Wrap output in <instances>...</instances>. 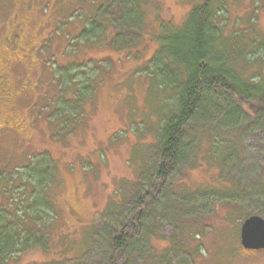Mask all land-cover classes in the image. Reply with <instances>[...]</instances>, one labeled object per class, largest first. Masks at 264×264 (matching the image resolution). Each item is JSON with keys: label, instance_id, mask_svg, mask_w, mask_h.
<instances>
[{"label": "trees", "instance_id": "1", "mask_svg": "<svg viewBox=\"0 0 264 264\" xmlns=\"http://www.w3.org/2000/svg\"><path fill=\"white\" fill-rule=\"evenodd\" d=\"M23 1L25 0L0 2V23H3V16L8 13V25L12 26L6 35H10L12 41L24 47L15 45V50L11 51L8 65L11 89L25 84L27 90L24 93L32 91L42 82V72L53 76L54 83L55 76H58L55 70L62 69L61 91L58 89L56 97L52 93V98L45 104L47 106L41 105L42 108L57 110V131L67 129L69 123H72L77 131L86 112L85 109L84 114L81 113L84 101L88 99L90 105H93L96 94L94 83L101 86L100 71L83 63H73L84 68L82 72H76V76L92 70V75L88 74L86 80H76L73 78V64L66 68L65 63H57L52 69L47 62H43L44 48L47 47V37L44 36L43 29L45 25L53 24L54 18L42 9V0H35L33 8L27 11L21 6ZM148 1L150 0H108L103 6L107 13L99 19L96 14L102 6L101 0H93L89 17L82 14L80 19L86 44H90L94 39L96 43L102 41L104 44L102 34L104 35L106 24L115 29V33L113 31L109 36L110 40H115L121 35L115 22L128 26L124 33L130 36L133 34L137 41L127 46V53L121 60L130 58L136 62L139 70H135L134 74L138 72L140 76L146 77L147 89L153 88L160 93L157 121L153 127L147 124L141 126V129L144 127L154 131L156 155L152 158L150 166L141 165L138 180L134 181L137 183V193L130 204L125 205L123 216L116 222L108 223L106 243L109 253L98 264H196L203 256L207 257L209 251H206L203 241L207 234L200 224L192 228V223H184L183 214L188 216L191 210L178 208V204H184L175 199L176 191L173 189L177 183L185 190L188 186L186 182L184 186L183 177L180 183H176L173 178L174 174L182 169V165L190 159L192 164L189 166L198 164L197 155L202 142L199 136L192 132L197 130L198 122L207 120L211 110L236 124V130H233V134H228L230 136L218 137L216 134H210L207 137L210 142L207 148L210 163L222 166L226 149L230 146L234 148V138H239L244 125L254 124L264 129V74L261 70L264 64V31L260 27L259 37L249 31V26L258 24V14L256 16L255 13L264 9V0H251L253 6H250L244 17L237 19H231V16L226 14L228 0L192 1L185 18L180 22L172 19L173 17H157L152 38L143 42L145 12L140 8V3ZM151 2L153 3V0ZM154 5H158L155 0ZM90 6L91 0L88 8ZM243 19L248 23L245 27L240 26ZM229 21H233L232 27ZM131 24H134L135 28H131ZM136 28L139 30H134ZM2 31L0 29V32ZM244 33H247L248 38L243 37ZM231 38H243L244 42L231 43ZM152 41L155 43V50L148 59L141 60L137 49L134 53L130 52V48L140 43L147 45ZM255 61L260 62V68L252 65ZM250 67L253 68L252 71H249ZM59 78L61 76H58V80ZM66 87L72 90V95L66 93ZM38 98L40 96L34 97L31 104L33 110H36L35 106L39 107L41 101ZM17 100V95H13V98L6 102L0 99V117L11 110L14 118L6 125L0 123V135H32V132H29V121L27 118L23 120L20 115ZM53 104L55 105L52 108ZM51 110L48 114L51 119L48 124L54 120ZM89 110L93 111L90 108ZM35 113L37 121L38 112ZM138 125H134V128L138 129ZM224 131L231 132V128ZM41 154L50 156L47 151ZM190 155L192 157L188 159ZM99 162L92 165L97 166ZM54 164L49 159L40 158L19 165L11 172L0 170V202L16 207L13 209L0 206V264H21L25 254L30 252L39 253L42 258L29 264H66L69 259L67 254L73 249V241L64 229L63 221H60L62 212L64 209L69 210L74 221L83 223V220L75 206L70 205L68 209L61 203V200L65 199L60 195L62 178L58 166ZM219 179L220 185H207L202 191L203 194L209 192L218 196L225 193L228 189H224L225 186L221 183L223 181ZM53 186H57L60 196L56 202L50 193V187ZM15 188L21 191L20 201L14 197ZM232 189L231 195L225 197L235 198L237 201L240 200L239 196L242 197V193L247 191L246 185L238 192L234 187ZM251 191L255 194L264 193V177H257ZM176 194L186 197L180 191ZM235 211V217L231 218L229 215L223 218L225 221L228 218L233 219L228 220V224L233 223L236 227L240 220L242 223L250 214L240 218V210L237 207L231 210L230 214ZM159 220L173 226V233L168 236L169 243L163 248L158 246L160 226L154 223ZM222 221L225 225L224 220ZM173 256H177L174 261Z\"/></svg>", "mask_w": 264, "mask_h": 264}, {"label": "rangeland", "instance_id": "2", "mask_svg": "<svg viewBox=\"0 0 264 264\" xmlns=\"http://www.w3.org/2000/svg\"><path fill=\"white\" fill-rule=\"evenodd\" d=\"M92 1L90 8H88L90 0H56L55 2L42 0L41 2L44 12L54 18V23L45 25L43 29L44 36L47 37L43 62H47L52 69L57 63H65L66 68L73 63H83L100 71L101 86L99 83H94L96 94L93 105H90L88 99L84 101L81 113L84 114L85 109L86 112L83 122L79 124V129L76 131L72 123H69L67 129L62 132L57 131L56 124L59 119L57 110L52 111L50 107L42 108V105L47 106L45 104L52 98V93L56 97L58 89L59 92L61 91L63 84L60 82L63 80L61 69L55 70L58 76H61L59 80L58 76H55L53 83V76L48 72L46 74L42 72L44 74H41L42 82L37 88L17 96L20 115L23 120L27 118L29 121L31 127L29 132H32V135H0V170L11 172L19 165L28 164L40 158L49 159L58 166L62 178L60 195L62 194L65 198L64 201L61 200V203L68 209L70 205L75 206L79 217L83 220V223L74 221L69 210L65 211V209L62 212V219L59 218L73 241V249L70 250V254H67L69 259L66 260V264H98L106 258L109 253L106 243L108 223L116 222L123 216L126 211L125 205H129L137 193V183L134 181L138 180L141 165L150 166L157 151L154 131L144 127L141 129V126L147 124L153 127L157 121L160 93L153 88L147 89L146 77L140 76L138 72L134 74L135 70H139L136 62L130 58L121 60V57L123 58L127 53V46L137 41V37L133 34L131 36L125 34L124 29L128 26L115 22L121 34L115 40L109 39L112 32L115 33V29L106 24L104 35L102 34L104 44L102 41L96 43L94 38V41L86 44L80 19L82 14L89 17ZM192 1L196 0H155L158 5H154V0L153 3L151 0L140 3V8H143L145 12L143 42L152 38L157 17L160 15L173 17L172 19L180 22L185 18ZM107 2L108 0H101L102 6L96 14L99 19L107 13L106 8L103 7ZM250 6H253L251 0H228L226 14L231 16V19L242 18ZM255 14L256 16L258 14L260 26L251 25L249 31L259 37L260 27L264 31V9ZM246 24L248 25L244 19L240 22V26L245 27ZM229 25L232 27L233 21H229ZM129 26L135 28L134 24ZM127 32L130 33V30ZM243 37L248 38L247 33H244ZM236 41L244 42L243 38H231V43ZM77 49L79 51H76ZM135 49L139 52L141 60L148 59L155 50V43L153 41L147 45L140 43L130 48V52L134 53ZM252 65L256 68L261 66L260 62L256 61ZM72 69L75 73L73 78L75 77L76 80L80 78L86 80L89 75H92V70H89L88 73L83 72L76 76V72L84 70L79 64H73ZM252 70L253 68L250 67L249 71ZM261 70L264 74V64ZM66 93L73 94L69 87H66ZM38 96L41 102L39 107L35 106L36 110H33L31 104L34 97ZM50 110L54 114V120L48 124V120H51L48 115ZM36 111L39 117L37 121L34 116ZM210 112L207 120L198 122L197 130L192 132L198 135L202 142L197 155L199 165L189 166L192 164L190 155L188 158L190 160L173 176L176 183H180L182 177L184 186L185 182L188 183L186 190L178 183L175 187L173 186L176 192L180 191L186 195L181 197L174 191L175 199L184 204H178V208L191 210L188 216L183 214L184 223H192V228L200 224L204 233L207 234L203 241L209 253L196 264H264V250L253 252L242 246L241 220L235 227L233 223L229 225V221L233 219L228 218L229 221H225L223 218L229 215L231 218L235 217L237 211L230 214L235 207L240 210L241 216L238 215L240 218L247 213L264 217V193L255 194L251 191L257 177L259 175L264 177V129L254 124L244 125L240 130L239 138H234L236 142L232 143L234 148L230 146L226 149L222 166L211 164L207 150L210 142L207 137L210 134H216L218 137L230 136L228 134H233L236 124L230 123L218 112L213 110ZM137 123L138 129H135L134 125ZM230 128L231 132L224 131ZM54 131H56L55 134ZM110 135H112L111 139ZM44 151H47L50 156L41 154ZM98 161L100 162L97 166L92 165ZM219 178L223 181L221 183L225 186L224 189L228 190L218 196L209 192L203 194L202 191L207 185L213 183L220 185ZM245 185L247 191L242 193V197L239 196V201L225 197V195H231L232 187L238 192ZM58 192L57 186L50 187L54 202L60 197ZM13 193L14 197L20 201L21 191L15 188ZM0 206L16 208L5 205L4 202H0ZM154 223L160 226L158 228L156 225L159 234L158 246L163 248L169 243L168 236L173 233L171 232L173 226L162 220ZM40 258L42 256L39 253H26L21 264L33 263ZM176 258L177 256H173L172 261Z\"/></svg>", "mask_w": 264, "mask_h": 264}, {"label": "flooded vegetation", "instance_id": "3", "mask_svg": "<svg viewBox=\"0 0 264 264\" xmlns=\"http://www.w3.org/2000/svg\"><path fill=\"white\" fill-rule=\"evenodd\" d=\"M34 1L35 0L30 2L28 0H25L21 3V6L24 7V9L27 11L28 9L33 8ZM8 15L9 14L7 13L5 16H3V23H0V29L3 30L2 32H0V99H2L3 102H6L10 98H13V95L18 96L27 90V85L25 84L21 85L16 89L15 87L14 89H11L12 85L9 78L8 65L10 56H12L11 51L15 50V45L17 47L18 44L11 40L10 35H6L8 33V30L12 28L11 25H8V22L10 21ZM36 21L38 23V19H36ZM18 47H23V45L20 44L18 45ZM29 52L32 53L31 50ZM25 55L31 54L25 53ZM10 111L11 110L6 111L2 114V116L0 117L1 124L6 125L7 123L13 121L14 118ZM11 127L12 125L9 128Z\"/></svg>", "mask_w": 264, "mask_h": 264}, {"label": "water", "instance_id": "4", "mask_svg": "<svg viewBox=\"0 0 264 264\" xmlns=\"http://www.w3.org/2000/svg\"><path fill=\"white\" fill-rule=\"evenodd\" d=\"M240 242L246 249H264V217L250 214L240 225Z\"/></svg>", "mask_w": 264, "mask_h": 264}, {"label": "bare ground", "instance_id": "5", "mask_svg": "<svg viewBox=\"0 0 264 264\" xmlns=\"http://www.w3.org/2000/svg\"><path fill=\"white\" fill-rule=\"evenodd\" d=\"M239 240V239H238Z\"/></svg>", "mask_w": 264, "mask_h": 264}]
</instances>
